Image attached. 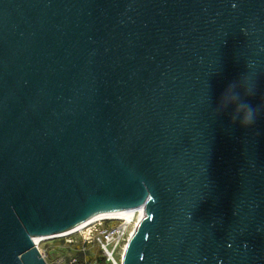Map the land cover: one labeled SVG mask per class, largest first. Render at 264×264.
Segmentation results:
<instances>
[{"label":"water","instance_id":"obj_1","mask_svg":"<svg viewBox=\"0 0 264 264\" xmlns=\"http://www.w3.org/2000/svg\"><path fill=\"white\" fill-rule=\"evenodd\" d=\"M133 207L121 264H264V0H0V264Z\"/></svg>","mask_w":264,"mask_h":264},{"label":"built area","instance_id":"obj_2","mask_svg":"<svg viewBox=\"0 0 264 264\" xmlns=\"http://www.w3.org/2000/svg\"><path fill=\"white\" fill-rule=\"evenodd\" d=\"M135 220L136 216L134 220H102L91 224L75 235H78L84 245L97 246L106 263L118 264L119 262L121 264L123 249ZM116 256L120 259L116 260Z\"/></svg>","mask_w":264,"mask_h":264},{"label":"rangeland","instance_id":"obj_3","mask_svg":"<svg viewBox=\"0 0 264 264\" xmlns=\"http://www.w3.org/2000/svg\"><path fill=\"white\" fill-rule=\"evenodd\" d=\"M39 248L46 264H109L105 261L102 263L97 246L84 245L75 234L43 241ZM117 259L120 257L116 256Z\"/></svg>","mask_w":264,"mask_h":264},{"label":"clouds","instance_id":"obj_4","mask_svg":"<svg viewBox=\"0 0 264 264\" xmlns=\"http://www.w3.org/2000/svg\"><path fill=\"white\" fill-rule=\"evenodd\" d=\"M254 93L255 84L250 83L245 76H242L239 81L230 83L224 90L220 98L219 110L222 111L235 105L232 112V121L238 120L242 127L251 126L256 121L259 110L245 102L243 97L254 95Z\"/></svg>","mask_w":264,"mask_h":264},{"label":"bare ground","instance_id":"obj_5","mask_svg":"<svg viewBox=\"0 0 264 264\" xmlns=\"http://www.w3.org/2000/svg\"><path fill=\"white\" fill-rule=\"evenodd\" d=\"M135 216H136V220L134 222L135 224L133 225V228L130 232L128 241H127V243L123 249V256H124V253L126 251V248L128 247V243H129L131 236L137 230L140 222L145 217V213L141 207L122 208V209H117V210L99 212V213H96V214L89 216L83 223L75 226L72 229H69V230L64 231V232L56 233V234H51V235L32 236V240H33V243L36 246V248L40 251L39 245H41L43 241L54 240V239H58V238L71 236L73 234H77L81 230L85 229L86 227H88L91 224L98 222V221L112 220V219L113 220H134Z\"/></svg>","mask_w":264,"mask_h":264},{"label":"trees","instance_id":"obj_6","mask_svg":"<svg viewBox=\"0 0 264 264\" xmlns=\"http://www.w3.org/2000/svg\"><path fill=\"white\" fill-rule=\"evenodd\" d=\"M100 260L102 261V263L105 261L102 257L100 258ZM81 264V263H80Z\"/></svg>","mask_w":264,"mask_h":264}]
</instances>
